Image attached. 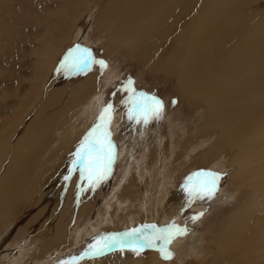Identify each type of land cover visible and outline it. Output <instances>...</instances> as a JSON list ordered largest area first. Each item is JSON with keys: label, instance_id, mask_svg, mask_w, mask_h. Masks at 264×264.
<instances>
[{"label": "bare ground", "instance_id": "bare-ground-1", "mask_svg": "<svg viewBox=\"0 0 264 264\" xmlns=\"http://www.w3.org/2000/svg\"><path fill=\"white\" fill-rule=\"evenodd\" d=\"M55 1L51 13L50 0H7L0 5V222L10 219L15 224L21 217V229L45 231L42 253L63 246L68 236L79 242L88 232L83 224L78 231L71 230L92 206V187L84 173L90 159L97 162L96 151L90 147L85 160L78 158L98 114L91 113L90 124L81 114L102 93L103 82L98 66L95 72L50 90L56 55L68 38L72 17L79 19L91 3L98 4L95 0ZM260 1L102 0L98 15V27L107 31L111 42L105 56L124 49L127 58L139 60L144 70L173 79L187 103L204 106L206 118L201 129L218 132L213 148L203 153L206 163L222 151L231 153L228 168H235L231 188L240 195L225 217L218 209L204 217L207 221L215 212L220 216L213 218L217 226L212 240L215 254L210 255L209 264H247L242 258L249 246L260 245L259 237L264 234V14L257 21L258 15L246 14ZM36 9L44 12L38 29L31 25L30 14ZM169 167L167 161L164 182L171 178ZM129 187L134 188L132 184ZM180 190L172 194L167 189L158 205L152 206L153 218L147 219L150 228L145 231L150 239L156 241L166 232L161 217L171 205L175 208L186 202L187 196L182 197ZM209 195L213 193H206L203 199ZM256 210L261 214L259 220L249 227L248 220ZM259 221L263 222L259 225ZM117 227L113 232L123 229ZM172 228L176 230L173 239L184 234ZM121 237L109 236L99 248ZM187 239L170 244L182 253ZM192 239L187 250H202V238ZM73 250L74 246H69L66 254ZM225 252L229 257H223ZM109 258L108 264H118ZM152 260L151 264L156 262ZM121 264L143 263L135 259Z\"/></svg>", "mask_w": 264, "mask_h": 264}, {"label": "rangeland", "instance_id": "rangeland-1", "mask_svg": "<svg viewBox=\"0 0 264 264\" xmlns=\"http://www.w3.org/2000/svg\"><path fill=\"white\" fill-rule=\"evenodd\" d=\"M6 1L0 0V5ZM95 1L98 4L91 3L87 10L82 11L79 19L75 15L72 17V28L62 44V51L56 55V70L50 79L51 90L86 73L95 72L98 66V73L103 79L102 93L92 99L90 106L81 114L87 118L88 124L92 121L89 118L91 113L98 114L81 153L85 160L83 156L91 145L98 143L96 146L99 150L95 155V160H98L86 159L90 163L84 173V180L92 187L89 197L92 206L86 217L82 215L77 222L75 220L71 230L77 228L78 231L86 225L88 232L82 242H72L68 236L63 246L55 245L52 251L42 253L40 246L45 243V231L21 229V217L15 224L10 219L4 220L0 222V264H56L64 257L70 258L65 264H75L76 261V264H108V257L118 264L135 259L143 264H151L152 259L156 261L153 264H209L210 255L215 254L212 240L217 226L214 221L220 216L215 212L207 221H204V217L215 209L221 210V214L224 212L222 216L225 217L229 213L225 211L234 206L240 195L231 188V176L235 170L228 168L231 153L222 151L214 162H209L212 164L206 163L203 153L213 148L218 132L207 133L201 129L206 118L204 106L187 103L189 101L177 92L173 79L144 70L139 60L127 58L124 49L105 56L111 42L107 41V31L99 29L98 15L102 0ZM55 4V0H50V13L54 11ZM76 8L69 12L68 19ZM246 14L258 15L256 21L260 20L264 14V1L248 8ZM30 15L31 25L38 29L43 10L36 9ZM246 31L243 30L244 33ZM95 61H103L104 64ZM78 63L82 67H71ZM82 159L79 157L78 161ZM167 161L171 163V178L164 182ZM213 179V195L203 199L207 198L204 195L209 194L207 189ZM171 183L174 185L172 189ZM131 184L134 188L129 187ZM177 186H181V190ZM167 189L172 194L180 190L182 197L187 196L183 202L187 200L179 207L171 205L163 214L161 218L165 220L166 232L164 230L154 241L148 236L149 233H145L146 228H150L146 227V223L147 219L153 218L152 206L158 205L160 196ZM260 215L257 210L254 211L247 225H254ZM117 223L123 229L113 232L114 229L118 230ZM173 226L184 231L183 235L176 236V240L173 239V232L176 231ZM207 226L212 229H206ZM116 234L122 236L115 241L117 243H107V247L99 248L105 238ZM251 234L254 239L255 234ZM192 236L202 238V250H187L193 242ZM40 237L43 239L40 240ZM183 237L188 238L189 243L186 250L180 253L170 241H185ZM259 239L260 245L249 246L242 261L264 264V234ZM69 246H74V250L66 254ZM165 253L170 255L166 256Z\"/></svg>", "mask_w": 264, "mask_h": 264}, {"label": "snow or ice", "instance_id": "snow-or-ice-1", "mask_svg": "<svg viewBox=\"0 0 264 264\" xmlns=\"http://www.w3.org/2000/svg\"><path fill=\"white\" fill-rule=\"evenodd\" d=\"M96 63H99V64H101V65H103L104 64V62L103 61H95ZM71 67H74V68H80V67H82V65L81 64H74V65H72ZM156 103H160V101H156ZM109 107H110V105H109ZM105 111H107V109H105ZM92 150L93 151H98L99 149L97 148V146L95 145V144H93L92 146ZM81 159H82V156H81ZM74 163H75V161H74ZM65 179H68V177H66ZM214 186H215V180L213 179L211 182H210V185L208 186V189H207V191L209 192V193H211L212 192V190H213V188H214ZM209 198H210V195H209ZM108 245H104V247H107ZM165 255L167 256V255H170L169 253H165Z\"/></svg>", "mask_w": 264, "mask_h": 264}]
</instances>
